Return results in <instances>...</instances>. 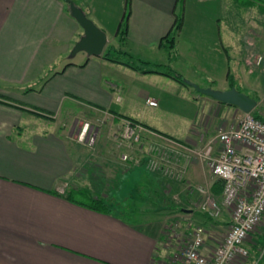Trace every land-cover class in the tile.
Instances as JSON below:
<instances>
[{"label": "crops", "instance_id": "1", "mask_svg": "<svg viewBox=\"0 0 264 264\" xmlns=\"http://www.w3.org/2000/svg\"><path fill=\"white\" fill-rule=\"evenodd\" d=\"M76 1L100 25L111 27L114 39L129 10L125 39L116 43V50L151 61L152 55L145 51L160 56L163 47L169 58L160 38L173 26L177 0ZM207 1H198V7ZM243 1L244 6L264 12V0ZM200 11L197 24L207 28L208 34L201 38L206 45L200 55L210 67L202 72L208 83L200 85V77L177 73L200 86L229 88L230 58L219 26L221 19L224 27L234 25L220 15L219 6L211 16ZM183 21L175 36L174 60L180 56L177 40ZM81 29L64 0H0V264H158L165 251L160 245L163 234L141 217L161 210L172 199L165 193V177L147 168L154 145L185 148L179 160L184 162L180 164L183 179L172 181L169 189L170 194L183 193L180 199L187 201L188 187L211 186L216 179L204 156L209 141L242 113L237 106L219 102L171 76L143 72L102 54L88 56L81 51L77 60L61 63V52L75 43ZM216 77L220 82L214 87ZM147 99L156 103L151 105ZM64 103L84 106L81 117H75L68 129L67 122L58 119ZM213 105H220L216 117L210 113ZM260 114L263 117L264 111ZM77 119L104 122L106 128L94 149L71 139ZM129 119L145 129L139 148L118 142L122 123ZM44 121L55 125L46 126ZM31 123L34 128H29ZM210 151L217 154L218 144L213 143ZM124 152L139 162L122 160ZM100 175L109 181L99 195L105 200H121L120 189H129L123 200L126 208L109 201L108 210L99 211L65 195L77 187L73 180L83 181L81 186L89 190L102 185L96 184ZM111 186L116 187L117 198L104 189ZM155 200L163 203L155 204ZM142 204H153V211L140 208ZM178 209L191 212L182 206ZM205 236L210 244L203 243L201 251L208 254L217 240L207 230Z\"/></svg>", "mask_w": 264, "mask_h": 264}, {"label": "rangeland", "instance_id": "2", "mask_svg": "<svg viewBox=\"0 0 264 264\" xmlns=\"http://www.w3.org/2000/svg\"><path fill=\"white\" fill-rule=\"evenodd\" d=\"M73 1L81 8L83 7L76 0H73ZM198 1H203V0H183V1L178 0L177 1L176 14L179 16H182V21L184 19L183 21L184 27L182 29L180 37L177 40L179 51H180L179 58H176L174 60V57L172 55L170 58H168L164 53L163 47L160 49V54H158L160 56H156L157 55L156 53L149 52V51H145L146 52L145 55L151 54L152 56L149 59H152V60L149 62L159 64L161 66L159 69L161 70L168 69L167 67H170L171 70H173L175 73L182 72L184 75L185 74L189 75V77H193V78L200 77L198 78L199 83H201L200 85L207 84L208 78L204 76L202 72L204 73L203 70L210 71V67L207 65L206 66L204 65L203 61L201 60V56H200L201 53L205 52V51H201L203 49L202 47L206 45V44H202L201 38L203 37V35H208L207 28L199 26V24H197L198 21L196 19L198 18V15L201 12L200 10H202L203 13H206L207 15L211 16L213 13V8L215 9L217 6H219L220 15H222L224 19H228L230 23L234 25V26L230 25L231 27H224L222 19H221L220 26H219L221 42L223 45H225L226 48H228V53H229V58H230V65H229L230 69L229 70H230L231 75L229 79H231V81L234 83L235 88L238 89L239 91L244 92L250 96H252L253 94L256 95L257 97L256 105L251 111L252 113L257 112L262 117V114H260V112L262 113V111H264V67L262 64V62L264 61V42H263L264 41V12H260L257 8H253V7L250 8L247 5L244 6L243 0H215V2L208 0L207 2L202 3L203 6L201 8L198 7L200 4ZM82 9L85 12V14L99 28L105 31L107 35V42L104 47L112 48L111 46L113 47L118 46V44H116L118 42L116 40L117 38L114 39L111 35V31H112L111 27L106 23L104 25H100L99 24L100 21H98L96 18L91 17L90 14L88 15V12H86L84 8ZM127 9H129V6H127ZM106 21H110V20H106ZM112 24H113V20H112ZM114 24H115V21H114ZM78 28L79 30L81 29L79 24H78ZM79 36L80 35L76 36L75 42L78 40ZM116 37H118V35ZM191 37H195V38H192L194 42H192V40L190 39ZM232 39H234V42H231ZM73 45L74 43L70 46L68 50H66L65 52H61L59 59H58L61 63L67 60H77L78 56L76 54H80L81 51L71 56L70 52H71ZM131 47L135 50L138 48V46L135 44H131ZM124 49L126 48L124 47ZM137 52L141 53V50L139 51L137 50ZM115 55L121 56L120 57L121 59L124 58L127 60H133L135 62H136V58H139V56L133 53L131 54L133 57H129L123 53L121 55V51H115ZM259 56H262V60L260 61H258ZM216 81L217 82L215 83H211V82L210 83L214 85V87H217V85L220 82V79L216 77ZM33 84L35 86L38 83L35 81ZM83 108L84 106L78 103H72V104L64 103L63 107L61 108L58 119L60 120L64 119V121L67 122L65 128L68 129L70 123L75 119V117H78V118L81 117L80 116L81 112H84ZM219 108H220V105H213L211 107L210 113L212 117H216L220 114L221 110L219 112ZM239 117L240 115H236V120ZM262 118H264V116ZM79 120L81 119H77L73 122V125L70 130V134L73 132L72 128L79 124V123L76 124V122H78ZM99 123H100V129H99V132L97 133L95 142L89 146L83 145V144L81 145L88 147L90 149H94L95 145L97 144L98 138L100 134L102 133V128L104 127L103 126L104 122L103 121L101 122L100 119H99ZM42 124L46 126H48L49 124L55 125V123H49L46 121H44V123ZM30 127L34 128L35 127L34 123H31V125H29V128ZM111 130L113 131L114 129H111ZM71 139H72V136H71ZM178 148H181V147H178ZM181 163H184V162H180V164ZM97 171L102 174V171H99V170ZM159 173H161L165 177L166 185L164 189L165 191H167L165 193H169L166 196H169L172 199L171 200L172 203L170 204V203H167L166 201L164 203L163 202L159 203L158 200H155L154 201L155 204L163 203L162 204L163 208L161 210H158L155 213L153 212L147 213L148 215L142 216L141 218L143 219V221L153 222L152 225L157 228L160 227L161 229L160 233L163 234V240L160 245L164 246L165 251H164L163 257H161L158 264H192L190 261L186 260L183 257V252L187 248L189 244V240L193 238L194 236L193 229L197 226H201L204 230H207L208 234L211 236L213 240H217V242H220L222 238L224 237L226 230L228 229L230 222H231L230 216H229L230 209H227L226 211H224L223 209L221 211L220 216L217 218L210 217L207 213L201 212L198 209L199 203L201 202V199L203 198V196L198 193L197 189H193L189 191V188H188L187 193L190 196V199H188L187 201H183L182 199H180L184 195H182L183 193L181 195L177 194V193H180L177 190H175L174 194H170L171 189L169 188H170V185L173 184L172 181H180L183 179L182 176L180 177V179L170 180L162 172H159ZM100 178L102 179H96V184L101 183L102 185L97 186V187L90 186L91 191L94 194V196L100 195V192L103 191L102 190L104 187L103 185H106V181H108L106 178H104L103 175L102 176L100 175ZM71 183H74L75 185L73 186H77V187H82L81 185L84 184V182L81 180H78V181L73 180L71 181ZM203 185L205 186L204 190L207 193L208 191L212 193L209 185L207 184H203ZM130 188L134 189L132 187ZM93 189H95L98 192V194H95L96 192ZM104 189H108V191L112 190L114 192L112 196L114 198H117L116 196L117 190L115 191L116 189L115 186H111L110 188L105 187ZM127 192H129L128 188H126L125 191L120 189L119 198L122 201L117 200V199L113 201V200H109L107 197L106 198L108 201H112L111 204H115V205H118L119 207L126 208L125 206L127 205V203H124L123 200L128 195ZM121 202H123V204ZM136 205L135 207L138 206ZM151 205L153 204H149V205L142 204L140 205V208L146 211H151L152 207L154 206L153 205L151 207ZM178 206L190 208L191 212L180 211L177 208ZM225 217H228V218H225ZM263 222H264V219L262 220V222H259L258 224H256L250 231L249 236L247 237V240L250 239V241H246V245L249 249L248 254L242 257L236 256L230 261L229 264H264V231L262 228L264 227ZM205 238L203 242L205 244L207 243L210 244L208 239L207 238L205 239ZM253 245L254 247L255 246L256 247L252 250ZM257 246L259 247V249L257 248ZM210 247L212 246L210 245Z\"/></svg>", "mask_w": 264, "mask_h": 264}, {"label": "built area", "instance_id": "3", "mask_svg": "<svg viewBox=\"0 0 264 264\" xmlns=\"http://www.w3.org/2000/svg\"><path fill=\"white\" fill-rule=\"evenodd\" d=\"M260 60L262 56L258 57ZM262 64L264 67V61ZM147 102L151 105L156 103L153 99H147ZM77 123L72 128V139L83 145H92L100 123L84 119ZM142 130L144 128L140 124L124 120L119 142H126L127 145L135 143L139 148ZM213 143L218 144L215 155L210 154ZM184 149L154 145L153 152L147 158V168L153 172H162L168 179H180L183 167L179 160ZM204 156L210 174L222 181L220 199L209 191L207 193L205 186H191L188 187L189 191L197 189L203 196L198 209L212 218L219 217L223 209H230L231 222L222 240L208 254L201 251L204 229L201 226L195 227L194 236L189 240L183 257L192 264H229L236 256L248 254L247 237L252 228L264 219V120L255 117L252 111H242L234 124L216 132ZM137 158L128 152L121 154L124 161L139 162Z\"/></svg>", "mask_w": 264, "mask_h": 264}, {"label": "trees", "instance_id": "4", "mask_svg": "<svg viewBox=\"0 0 264 264\" xmlns=\"http://www.w3.org/2000/svg\"><path fill=\"white\" fill-rule=\"evenodd\" d=\"M128 13H129V10H125V12H124L119 24H118V27H117V31H116L117 35H118L117 41H119V42H122L125 39V34H126V30H127ZM181 23H182V16H179L175 13V19L173 22V26L165 35H163L160 38V43L162 46H164L167 49V52L169 54V58L171 57V55L174 58L177 55L175 48H174V40H175V36H176L180 26H181ZM111 47L112 48H105L102 51V57L109 59V60H112V61H118V62L124 63V64H126L132 68L140 69L143 72L163 73L165 75L171 76L172 78L176 79L177 81H179L181 83H186L185 80L183 79V77L180 74L175 73L173 70H171L170 67H167L168 69L161 70V69H159L161 67L159 64L150 63L147 60H142V59L136 58V62H135L133 60L124 59L123 57H122L123 59H121L120 56L115 55V51H120V50H116V48L113 46H111ZM121 53H123L129 57H133L127 51H121ZM231 86H234V83L231 81V79H229V87H231ZM252 97L255 98L257 101L256 95L253 94ZM253 115L257 118L264 120V118H262L257 112H253ZM129 120L133 122L132 119H129ZM222 188H223L222 181L220 179H215L210 186L212 193L215 196H217L219 199H220V196L222 193ZM65 195L68 198L72 199L73 201H75L79 204H82L84 206H87L89 208L99 210V211L108 210V205H109L108 202L109 201H107V199L105 200L103 197H100L99 195L94 196L92 191L86 187H77L74 190H72V192H66ZM252 247H253L252 248V250H253L256 246L254 247V245H253Z\"/></svg>", "mask_w": 264, "mask_h": 264}, {"label": "water", "instance_id": "5", "mask_svg": "<svg viewBox=\"0 0 264 264\" xmlns=\"http://www.w3.org/2000/svg\"><path fill=\"white\" fill-rule=\"evenodd\" d=\"M67 3L69 14L76 20L82 28L78 40L74 43L70 55L73 56L79 51L85 52L88 56H99L107 42L105 31L99 28L73 0H64ZM196 91L208 95L217 101L225 104L237 106L241 111L253 110L256 99L239 91L235 86L226 89H217L210 86H200L199 84L185 79Z\"/></svg>", "mask_w": 264, "mask_h": 264}]
</instances>
